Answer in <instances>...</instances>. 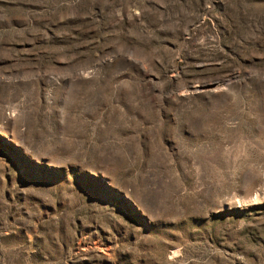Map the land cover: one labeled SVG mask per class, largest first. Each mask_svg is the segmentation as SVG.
Segmentation results:
<instances>
[{"label": "rangeland", "instance_id": "obj_1", "mask_svg": "<svg viewBox=\"0 0 264 264\" xmlns=\"http://www.w3.org/2000/svg\"><path fill=\"white\" fill-rule=\"evenodd\" d=\"M0 264H264V0H0Z\"/></svg>", "mask_w": 264, "mask_h": 264}]
</instances>
